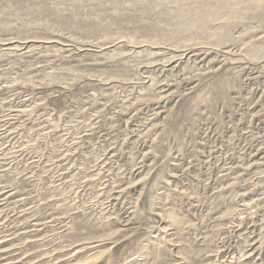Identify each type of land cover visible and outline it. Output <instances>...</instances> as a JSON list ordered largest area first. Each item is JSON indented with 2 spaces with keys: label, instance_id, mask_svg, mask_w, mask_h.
Segmentation results:
<instances>
[{
  "label": "rangeland",
  "instance_id": "rangeland-1",
  "mask_svg": "<svg viewBox=\"0 0 264 264\" xmlns=\"http://www.w3.org/2000/svg\"><path fill=\"white\" fill-rule=\"evenodd\" d=\"M0 264H264V0H0Z\"/></svg>",
  "mask_w": 264,
  "mask_h": 264
}]
</instances>
